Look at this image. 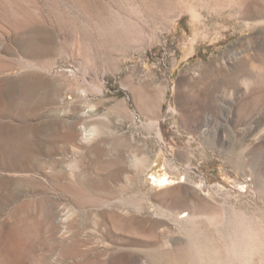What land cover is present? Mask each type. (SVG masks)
<instances>
[{
    "label": "rangeland",
    "instance_id": "obj_1",
    "mask_svg": "<svg viewBox=\"0 0 264 264\" xmlns=\"http://www.w3.org/2000/svg\"><path fill=\"white\" fill-rule=\"evenodd\" d=\"M244 1L0 0V264H264Z\"/></svg>",
    "mask_w": 264,
    "mask_h": 264
},
{
    "label": "bare ground",
    "instance_id": "obj_2",
    "mask_svg": "<svg viewBox=\"0 0 264 264\" xmlns=\"http://www.w3.org/2000/svg\"><path fill=\"white\" fill-rule=\"evenodd\" d=\"M253 3L252 1H244L241 6L244 14L251 18H261L264 15V8L259 7V3ZM243 13V12H242ZM264 23V21H263ZM259 31V30H258ZM256 33V32H255ZM261 34V31H260ZM258 35V34H257ZM261 37V36H260ZM260 37H258L260 39ZM255 39V38H254ZM252 40V38H251ZM249 42V41H248ZM260 43V42H259ZM259 45V44H258ZM247 47V46H246ZM245 47V48H246ZM257 47V46H256ZM263 47V46H262ZM261 49V48H260ZM258 49V50H260ZM264 49V48H263ZM256 51V49H255ZM263 51V50H262ZM250 53V52H249ZM258 54V52H255ZM225 55V54H224ZM248 56V54H245ZM254 57V56H253ZM245 58H247L245 56ZM256 58V57H255ZM262 62L264 65V53L262 54ZM242 59V58H241ZM239 59V60H241ZM257 59V58H256ZM238 60V61H239ZM246 60V59H245ZM214 61V60H213ZM252 61V60H250ZM260 61V60H259ZM226 62V61H225ZM220 63V62H219ZM223 64V63H222ZM257 67V66H256ZM260 69V68H259ZM262 69V68H261ZM217 69H215L216 71ZM220 70V69H219ZM225 70V69H224ZM208 72V71H207ZM213 72V71H212ZM214 78L211 83L218 89L222 88L230 93V97H234V102L227 101L223 107H236L244 105L245 101L249 98H260L264 93V70H258L249 63L248 60L236 63L235 65L226 67L224 72L218 71L216 74L213 72ZM210 83V84H211ZM210 88V87H209ZM213 89V88H212ZM226 93V92H225ZM224 94V93H223ZM222 94V95H223ZM218 101V100H217ZM257 102V101H255ZM253 104V103H252ZM256 104V103H255ZM229 105V106H226ZM239 105V106H240ZM248 105V104H247ZM218 106V105H217ZM251 106V104H250ZM260 106V105H259ZM243 107V106H242ZM241 108V107H240ZM214 109V108H213ZM230 109V108H229ZM250 112V111H248ZM245 113V112H244ZM243 118V117H242ZM240 119V118H239ZM237 124V123H236ZM87 130V129H86ZM89 132V131H88ZM87 133V132H86ZM91 134V133H89ZM86 135V134H85ZM88 135V133H87ZM63 137V136H62ZM90 137V136H89ZM89 139V138H87ZM85 139V140H87ZM88 141V140H87ZM90 142V141H89ZM257 145V144H256ZM260 145V144H259ZM258 146V145H257ZM245 150V149H244ZM256 150V149H255ZM254 152V151H253ZM250 154V153H249ZM69 216V215H67Z\"/></svg>",
    "mask_w": 264,
    "mask_h": 264
}]
</instances>
